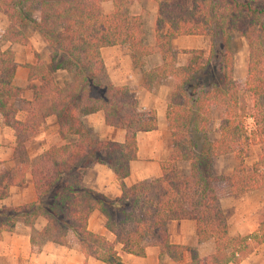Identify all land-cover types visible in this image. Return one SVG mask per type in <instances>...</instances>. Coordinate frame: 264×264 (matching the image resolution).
Masks as SVG:
<instances>
[{
    "label": "trees",
    "instance_id": "trees-1",
    "mask_svg": "<svg viewBox=\"0 0 264 264\" xmlns=\"http://www.w3.org/2000/svg\"><path fill=\"white\" fill-rule=\"evenodd\" d=\"M140 0H0L7 21L4 40L26 45L22 30L37 33L48 49V64L34 54L25 64L29 100L23 101L24 119H15L22 89L13 83V53L0 50V117L13 132L14 146L5 168L0 163V199L10 187L29 179L34 200L0 208V235L16 223L29 228L32 247L46 243L67 246L73 237L85 257L102 264H122L119 254L143 258L146 248L182 264H238L252 248L264 242V226L242 237H231L220 207L224 196L240 197L264 190V0H150L155 3L154 43H145L142 17L128 13ZM110 2L105 13L102 4ZM247 46L246 79L232 78L229 42L232 35ZM182 36L209 37L203 50L181 52L185 64L177 65L178 52L171 41ZM123 46L131 66L141 69L144 58L158 53L161 64L142 71V87L151 91L173 80L164 118L169 128L170 154L158 164L160 176L138 181L108 199L82 185L92 165H102L121 180L136 157V134L156 127L155 112L141 110L126 86L110 83L100 49ZM62 71L59 86L52 73ZM241 93L251 100L250 112L240 110ZM219 109L217 138L209 139L213 111ZM102 113L103 123L123 132L121 142L100 140L82 119ZM47 118L54 120L61 144L50 146L29 168L26 148ZM258 155L250 158V151ZM233 154L230 173L217 175L214 158ZM104 218L113 236L90 233L92 212ZM38 218L45 222L37 231ZM190 220L198 243L212 241L213 252L198 257L194 248L168 241L170 221ZM119 246L116 251L115 246Z\"/></svg>",
    "mask_w": 264,
    "mask_h": 264
},
{
    "label": "crops",
    "instance_id": "crops-1",
    "mask_svg": "<svg viewBox=\"0 0 264 264\" xmlns=\"http://www.w3.org/2000/svg\"><path fill=\"white\" fill-rule=\"evenodd\" d=\"M137 4L138 1L129 5L128 13L142 17L145 43L152 46L154 43L155 9L152 14L147 15L144 11H141ZM102 9L105 13H110L112 10L111 3H103ZM196 37L198 36H182L171 41L172 49L178 52L176 60L178 66L185 64L187 58V55L181 52L202 50L200 45L194 44L193 39ZM27 42L26 45L6 42L4 46V50L7 49L13 53L16 64L13 83L16 87L22 89L19 100L16 101L15 105V119L18 121L24 119L23 101L29 100L30 97V91L24 89L26 86V69L23 66L34 63V54L44 64H48L49 51L41 37L34 33L32 38H27ZM99 53L108 81L113 85L126 86L130 92L134 93L139 108L141 110H154L156 117L154 130L136 134V157L129 163L128 175L121 180V183L115 179L110 169L102 165H92L84 172L82 176V185L84 187L92 189L108 199H114L120 196L121 185L124 189H128L138 181L155 179L160 176L158 164L166 161L170 154L169 128L164 118V112L173 80L171 78L166 79L161 85L154 87L151 91H146L142 87V71H148L161 64L158 53L145 57L144 66L141 69L131 66L128 51L123 46L101 48ZM241 78L239 79L240 82L246 79L244 70ZM82 122L100 140L122 141L123 132L105 126L101 112L85 116ZM215 138H217V134ZM61 143L62 141L58 139L56 134L54 120L47 118L40 133L30 141L26 148L29 168L35 165L38 157L50 146ZM13 146V132L2 125L0 117V163L5 168L13 166L12 161H10ZM33 200V188L29 179H26L25 183L20 187H10L8 189V195L4 199H0V208L15 207ZM258 202H261V205L264 206V190L263 199L252 202L250 208L259 205ZM245 212L240 208L236 212V218L232 216L229 219L230 222L227 223L229 236L242 237L257 230L252 223V225L246 224L247 226L242 223L246 219ZM44 224V220L38 218L34 223V229L39 231L44 227ZM86 228L92 234L102 236L109 242L113 241L112 234L104 228V218L96 211L92 212L87 219ZM167 233L170 244L194 248L198 257L208 256L214 250L212 241L197 242L193 221H170L167 224ZM29 234V228L19 222L15 224L10 232L1 233L0 264H102L97 260L85 257L73 237L70 238V243L67 246L46 243L40 248H36L31 246ZM115 249L119 251V246L116 245ZM119 257L122 264H182L189 260V254L183 253L182 261L179 263L172 262L167 256H163L161 261L158 262V251L153 247L146 248L143 258L127 254H119ZM238 264H264V242L252 248Z\"/></svg>",
    "mask_w": 264,
    "mask_h": 264
},
{
    "label": "rangeland",
    "instance_id": "rangeland-1",
    "mask_svg": "<svg viewBox=\"0 0 264 264\" xmlns=\"http://www.w3.org/2000/svg\"><path fill=\"white\" fill-rule=\"evenodd\" d=\"M139 8L141 11H144L145 14L150 15L152 14V11L155 9V3L150 0H140L138 1ZM264 7V3H260L258 7ZM7 28V21L5 17L0 13V50H4V46L6 45V41L4 40V33ZM35 32L31 31L29 29L22 30V36L27 38H32L33 34ZM195 45H200L203 52L206 54L211 39L209 37H196L193 39ZM16 44V43H15ZM194 45V46H195ZM229 48L232 58V78L234 81L238 82L239 84H243V82H240L239 79H242L243 70L245 72L246 76V66H247V46L245 43V40L238 35L234 34L232 35L230 42H229ZM7 50V49H6ZM244 66V68H243ZM54 81L59 86L62 85L63 80L65 79V75L62 71H55L52 73ZM131 94L135 97L134 93L131 92ZM240 110L249 113L250 112V106H251V100L249 96H247L244 93H241L238 98ZM221 113L219 109H216L213 111V119H212V125L211 130L208 135L209 139H213L216 137V128L219 123L218 115ZM258 155V151L256 149H253L250 151L249 157L255 158ZM236 165V162L234 160L233 154H227L223 156H216L214 158V172L217 175H226L231 172V170ZM245 195V194H244ZM242 195L240 197H230V196H224L221 199V210L223 212L226 224L230 222V218L234 216L236 218V212L241 208L245 212L246 219L244 220V225L246 224H254L255 228H260L264 226V206L261 205V202H258L259 205L255 207H251L252 202L254 201H261L263 199V191H257L254 193H247L245 196ZM242 197V198H241ZM247 198V199H244ZM231 216V217H230ZM251 224V225H252Z\"/></svg>",
    "mask_w": 264,
    "mask_h": 264
}]
</instances>
